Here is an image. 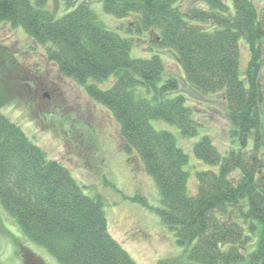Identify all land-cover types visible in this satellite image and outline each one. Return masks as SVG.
I'll return each mask as SVG.
<instances>
[{"label": "trees", "instance_id": "16d2710c", "mask_svg": "<svg viewBox=\"0 0 264 264\" xmlns=\"http://www.w3.org/2000/svg\"><path fill=\"white\" fill-rule=\"evenodd\" d=\"M93 1L128 19L126 31L102 22ZM54 2L49 8L48 0H0V21L22 28L61 75L110 111L124 151H136L153 179L160 202L155 211L186 259L264 264V6L260 14L253 0ZM240 41L249 51L243 72ZM139 42L147 43L140 49L149 56H131ZM158 49L176 57L182 77L165 74ZM103 82L108 86L100 88ZM183 86L200 96L222 93L236 143L223 154L207 134L192 144L195 158L208 165L195 169L194 192L186 151L172 132L152 123L176 125L184 138L198 134L203 125ZM100 204L0 113V209L28 242L56 264H136L108 233Z\"/></svg>", "mask_w": 264, "mask_h": 264}, {"label": "rangeland", "instance_id": "374dc122", "mask_svg": "<svg viewBox=\"0 0 264 264\" xmlns=\"http://www.w3.org/2000/svg\"><path fill=\"white\" fill-rule=\"evenodd\" d=\"M253 2L261 14L264 0ZM54 5V0H48L49 8ZM91 7L111 29L126 31L128 19L105 13L95 1ZM139 45L132 48L131 56H149L150 50L140 49L147 43L139 42ZM261 45L264 51V39ZM158 50L164 60L165 74L183 76L176 57L166 49ZM248 60L247 46L240 41V71L245 70ZM259 77L263 84L264 63ZM98 86L104 88L108 84L103 82ZM183 90L195 110V118L203 125L198 134L184 138L176 125L155 120L152 123L158 129L172 132L186 151L188 186L194 192L195 169H205L208 165L195 158L192 144L207 134L223 154L236 143L231 137L232 126L222 93L200 96L186 86ZM0 113L17 124L47 159L68 168L82 194L100 199L108 233L136 264H193L186 259L172 231L161 223L155 211L160 207L158 189L136 151H124L119 125L110 111L90 98L84 86L61 75L54 63L46 59L44 47L37 45L22 28L2 21ZM38 256L42 259L38 264H56L43 248L28 242L14 221L0 209V263L34 264L32 260Z\"/></svg>", "mask_w": 264, "mask_h": 264}]
</instances>
